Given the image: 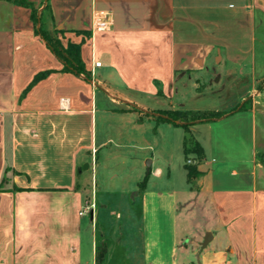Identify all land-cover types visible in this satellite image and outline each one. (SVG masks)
<instances>
[{
  "label": "crops",
  "instance_id": "obj_1",
  "mask_svg": "<svg viewBox=\"0 0 264 264\" xmlns=\"http://www.w3.org/2000/svg\"><path fill=\"white\" fill-rule=\"evenodd\" d=\"M15 1L0 0V264H264V0ZM41 34L81 44L80 74ZM171 111L228 114L156 122Z\"/></svg>",
  "mask_w": 264,
  "mask_h": 264
},
{
  "label": "trees",
  "instance_id": "obj_2",
  "mask_svg": "<svg viewBox=\"0 0 264 264\" xmlns=\"http://www.w3.org/2000/svg\"><path fill=\"white\" fill-rule=\"evenodd\" d=\"M15 3L28 7L27 4L24 3L22 0H17ZM31 18L34 20V14H31ZM42 38L47 43L48 47L51 49V51L54 53L56 57H58L61 61L64 62V64L67 67H70L72 71H74L76 74H80L82 70V62L80 59V53L79 48L80 44L73 45L68 44L66 49H62L60 47V44L57 40H54L53 38L41 34ZM48 73H41L37 75L32 83L29 85L28 89L35 84L40 79H43ZM249 105V102H246L243 104L239 111H243L247 109V106ZM236 108L232 109L231 111H235ZM228 112L223 111H171V112H162L159 114L158 117H156L157 123H168L175 127H182L184 129H187L192 124L197 123H204V122H210L217 119H220L227 115ZM189 154L195 155L197 158H200L202 156L201 148L198 146L197 143L193 141V139L190 136H187L184 140V155L185 158L188 157ZM185 170L187 173V180L190 183L192 179L196 178L198 176V172L196 171L195 167L192 165H186L185 164ZM143 186V183L140 184V187ZM104 251H99L97 254V260H101L103 258Z\"/></svg>",
  "mask_w": 264,
  "mask_h": 264
},
{
  "label": "rangeland",
  "instance_id": "obj_3",
  "mask_svg": "<svg viewBox=\"0 0 264 264\" xmlns=\"http://www.w3.org/2000/svg\"><path fill=\"white\" fill-rule=\"evenodd\" d=\"M43 1L44 0H39L38 1V4L40 2H43ZM46 21H47L46 23H48V20H46ZM87 39H88V36H87ZM80 48H81V44H80ZM80 48H79V53H80ZM82 67H83V63H82ZM94 78L95 77H93V79ZM214 107H217V106L215 105ZM97 126H99L98 123H97ZM172 138L173 139H172V145H171V149H172L171 150V158L173 160V164H176L177 163V159L179 161V157H180L179 155L180 154H179V152L176 151V144H177L175 142L176 139H175L174 136H172ZM144 154H148V153L142 152V155H144ZM192 155L193 154H189L188 157L185 158V164H186V160H191L190 158H191ZM141 158H139V159H141ZM181 158L184 159L183 156H181ZM92 174H93V183H95V177L97 179H99V171L98 170L95 171V169H93ZM90 175H91V173L89 172V177H90ZM139 187H140V185H139ZM89 194H90V190H89ZM90 199H91V197H88V195H87V201L90 200ZM98 199L100 200V199H102V197H100V194H99L98 191H95L94 190V192H93L94 214L97 213V211L99 210L100 202L98 201ZM106 200H113V197H111V196L110 197H106ZM102 215H103V217H101V219H99L97 223L94 221V230L96 231L97 236H98V234L99 235L100 234L101 235L104 234L106 232V229L105 228H107L108 226H110L112 224L115 225V217L114 216H111V214H109V212L106 213V214H102ZM104 216H106V217H104ZM89 221H90V216L89 215H86L85 218H84V220H83V225H82V244H83V253L85 255H87V247H88L89 237H90V234H89ZM99 250H100V248H99Z\"/></svg>",
  "mask_w": 264,
  "mask_h": 264
},
{
  "label": "built area",
  "instance_id": "obj_4",
  "mask_svg": "<svg viewBox=\"0 0 264 264\" xmlns=\"http://www.w3.org/2000/svg\"><path fill=\"white\" fill-rule=\"evenodd\" d=\"M105 15L104 14H97L95 15V18L93 20V23H94V29H97V30H103V29H106L108 26H109V22L107 21H104ZM101 63L99 62H96L94 64V66L96 68L100 67ZM192 161L191 160H186V165H192ZM80 215H82V213H80Z\"/></svg>",
  "mask_w": 264,
  "mask_h": 264
},
{
  "label": "water",
  "instance_id": "obj_5",
  "mask_svg": "<svg viewBox=\"0 0 264 264\" xmlns=\"http://www.w3.org/2000/svg\"><path fill=\"white\" fill-rule=\"evenodd\" d=\"M146 167L149 168V162L146 163ZM92 217V211L90 212V218ZM209 235L207 234L203 240L202 247H205L208 243Z\"/></svg>",
  "mask_w": 264,
  "mask_h": 264
}]
</instances>
